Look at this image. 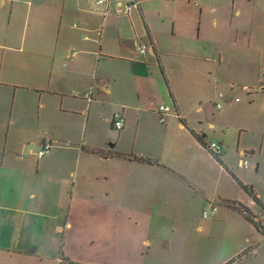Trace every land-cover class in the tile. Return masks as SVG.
I'll return each mask as SVG.
<instances>
[{
  "label": "crops",
  "instance_id": "crops-1",
  "mask_svg": "<svg viewBox=\"0 0 264 264\" xmlns=\"http://www.w3.org/2000/svg\"><path fill=\"white\" fill-rule=\"evenodd\" d=\"M132 1L0 0V264H99V243L109 264L124 253L139 257L131 264L144 256L191 264L194 234L229 214L240 233L214 264H264V237L226 206L246 205L240 183L264 207L249 180L260 154L238 178L222 151L226 114L194 102L208 80L229 82L233 46L264 35L262 25L247 26L263 0L252 9L244 0H136L139 9L118 12ZM160 105L170 109L164 123ZM193 134L220 146L223 166ZM45 144L51 150L38 159ZM215 199L224 210L199 218Z\"/></svg>",
  "mask_w": 264,
  "mask_h": 264
},
{
  "label": "rangeland",
  "instance_id": "rangeland-1",
  "mask_svg": "<svg viewBox=\"0 0 264 264\" xmlns=\"http://www.w3.org/2000/svg\"><path fill=\"white\" fill-rule=\"evenodd\" d=\"M246 1L248 0H244L243 4L246 8L252 9L253 0H251V3H245ZM250 20L249 14L248 27L252 25L254 27L257 25L264 27V9L257 21L251 22ZM252 38L253 43L249 47H246L243 43L239 48L235 46L231 48L229 65L225 67L229 82L225 85H215L212 80H208V82L203 83L205 93L194 102L195 105L202 106V109L209 110V112L215 110L226 114L225 122L228 131L226 132L222 151L227 154L226 164L238 178L243 180L244 173H246L245 168L239 164L240 160L247 161L252 166L257 162L258 154H260L262 167L256 173L251 169L249 180L264 193V142L262 143L263 138L260 134L261 122L264 118V94L260 92L261 84H264V35L257 36L258 39L256 40V36L253 34ZM240 41H243V39H240ZM219 93L223 95V98H218ZM218 108L220 110H216ZM261 144L263 145L261 146ZM260 148L261 152L259 153ZM250 150L254 152L251 153ZM223 152L221 154L222 158L224 156ZM239 152H244L245 156L240 155ZM231 181L235 185V189H239L238 185L234 184V180L231 179ZM223 194L231 196L230 192H221V196ZM218 200L211 201V204L215 203L219 212L224 210V207ZM204 206L208 210L209 205ZM202 209L200 208L198 211L199 218H201ZM251 209L256 210L255 208ZM195 213L194 218L197 219V212ZM216 214L218 215V213ZM212 220L213 218L210 217L206 221L211 222ZM237 221H241L238 216L229 214L223 222L209 228L206 225L202 233H195L194 238L196 239L198 251L191 264H214L218 253H221L226 247L225 241L229 238V235L235 231L240 233ZM162 252L164 253V251ZM134 256L124 253L120 257L117 256L113 264H131L139 259V257ZM141 260L144 264H182L175 263L176 260L170 257L162 258L160 261L158 258L155 260V258L151 259L150 256H144ZM100 263L109 264V258L100 251L99 243ZM110 264L112 263L110 262Z\"/></svg>",
  "mask_w": 264,
  "mask_h": 264
},
{
  "label": "built area",
  "instance_id": "built-area-1",
  "mask_svg": "<svg viewBox=\"0 0 264 264\" xmlns=\"http://www.w3.org/2000/svg\"><path fill=\"white\" fill-rule=\"evenodd\" d=\"M166 1H173V0H166ZM108 0H96L97 5H106ZM140 5L139 2L134 0L132 2L126 3L124 5H120L118 12L120 14L128 15L132 10L139 9ZM147 50V45L145 44H139L137 47V54L138 55H143ZM170 109L165 106V105H160L157 108V113L159 115V122L164 123L167 116L169 115ZM113 126L116 130H121L123 127V121L120 115L115 114L113 116ZM205 148L207 151L219 155L220 154V146L216 142H209L205 143ZM51 150V145L50 144H45L42 146L41 149H39L36 153V156L38 159L42 158L44 155L48 154ZM241 166L244 168L249 167V163L247 161H242ZM248 209L252 210L251 208H258L259 213L257 214L258 216H262L263 213L261 211V207H259L258 202L252 198H249L246 205ZM217 208L215 205L210 206V211L203 210L202 211V217L203 218H208L210 213L214 214L216 212Z\"/></svg>",
  "mask_w": 264,
  "mask_h": 264
},
{
  "label": "trees",
  "instance_id": "trees-1",
  "mask_svg": "<svg viewBox=\"0 0 264 264\" xmlns=\"http://www.w3.org/2000/svg\"><path fill=\"white\" fill-rule=\"evenodd\" d=\"M193 135L195 136V138L197 139V141L199 143H201L203 146H205L203 138L198 137L195 134H193ZM90 152L95 153V154H99V155L112 157V158L114 157V158H120V159H124V160H133V161H137V162L148 164V165H157V163H154L153 161H150L148 159H143V158H139V157H135V156L121 155V154H118L115 152H111V153H107V154L103 153V151H101V150H93ZM209 153L217 161V163H219L221 166H223L220 155H216V154H213L211 152H209ZM239 185L248 194L249 198H252L258 202V200L253 196L252 191H251V189H249V187H245V186L241 185L240 183H239ZM226 206L230 210L241 215L255 229V231L257 233H259L261 236L264 237V207H261V211H262L263 215L258 216L257 214H254L252 212V210L248 209L245 205H242L239 203H228L227 202ZM244 254H246V251L241 253L240 256H243ZM64 262H65V260L61 259L59 264H65Z\"/></svg>",
  "mask_w": 264,
  "mask_h": 264
}]
</instances>
